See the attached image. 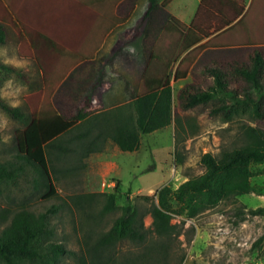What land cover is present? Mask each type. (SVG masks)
Returning a JSON list of instances; mask_svg holds the SVG:
<instances>
[{"label":"rangeland","instance_id":"rangeland-1","mask_svg":"<svg viewBox=\"0 0 264 264\" xmlns=\"http://www.w3.org/2000/svg\"><path fill=\"white\" fill-rule=\"evenodd\" d=\"M165 1L169 3L172 0ZM232 1H227L233 7L232 13L239 6L248 9L250 5L247 0H234L237 6ZM173 6L174 13L183 9L182 19L188 26L180 25L179 32L174 25H165L160 41L164 45L166 41H171V45H163L160 56L163 63L175 61L171 67L174 110L180 115L183 127H176L175 122H172L167 127L144 134L140 148L133 152L122 151L111 141H108L104 151L92 153L84 159H80L79 150L61 154L60 157H56L59 153L56 150L52 154V164L60 170L54 181L57 194L49 199H45V186L40 183L33 168L18 160L17 156L22 132L28 128L31 117L39 113L47 94H50L49 103L68 117H74L77 109H84L89 118L116 109L119 103L129 106L133 92L125 89V84L131 83V74L119 73L117 70L120 66L117 62L114 64L108 61L105 68L106 79L93 100L75 107L67 97L58 95L67 76L59 83L56 82L64 66V62H60L62 58L51 59L47 66H43L39 59L37 61V58L28 57L32 62L28 69L30 76L25 81L29 85V93L22 97L21 105L27 120L11 118L14 122L10 128L13 140L9 144L0 142V163L20 161L26 167L15 181L0 183V228L7 225L13 214L21 208L42 213L56 207V212L51 213L50 218L55 231L50 242L62 244L67 249V253L59 257L56 264H264V215L250 213L251 209L264 207V191L250 192L222 202L193 218L175 216L172 223L176 224L177 232L171 236L158 235L152 226L153 219L149 209L153 200L157 199V192L161 187L170 185L176 188L187 178L203 173L202 155L206 152L218 155L224 148L230 149L241 144L243 126L264 127V121H257L246 113L235 114L231 120L224 121L220 116H208L204 109L190 112L181 110L179 94L182 86L199 82L202 78L199 71L193 73L197 65L214 59L232 62L238 58H200L203 51L197 52L196 49L183 53L193 41L208 35L212 28L216 30L223 26L224 21L219 16L221 3H216L213 8L216 11L207 8L203 9L202 14L198 11V0H174ZM223 9L226 11L224 7ZM254 15L256 16L252 19ZM235 16L236 14H227L226 19ZM140 19L141 14L135 12L116 33V38L109 39L107 46L101 51L104 58H111L120 47H134L136 52L142 53L140 40L136 39L140 33L139 28H136L137 20ZM143 19L145 18H142L141 23ZM227 36L235 41L230 46L231 54H242L246 46L257 45L255 40H264V9L257 7L254 11L251 10L247 19L242 18L230 27ZM117 38L120 41L115 45ZM210 40L207 38L201 46L205 47ZM239 40L243 42H238ZM182 44L185 48L180 47ZM177 45L172 55L171 52ZM6 46L9 47V54L14 47L20 55L18 44L17 47L13 44ZM184 63H188V66L182 65ZM178 67L180 77L175 80ZM36 79L40 82L39 88L32 89ZM236 88L241 96L242 85ZM83 129L85 125L79 126L58 142H63L66 147L74 150L75 143L69 141ZM177 145L182 163L177 161ZM254 181L264 184V170L254 177ZM113 192L117 195L118 208L103 218H96V213L106 201V197L101 194ZM91 195L95 196L92 198ZM126 205L137 207L144 214L145 239L124 240L110 248L99 247L97 242L100 233L111 227L116 217L122 213L120 208Z\"/></svg>","mask_w":264,"mask_h":264},{"label":"trees","instance_id":"trees-1","mask_svg":"<svg viewBox=\"0 0 264 264\" xmlns=\"http://www.w3.org/2000/svg\"><path fill=\"white\" fill-rule=\"evenodd\" d=\"M137 2L138 0H122L117 5V14L127 16ZM148 2L145 19L150 17L153 10L164 8L167 4V1L161 3V0ZM169 19L167 25L185 26L170 14ZM18 42L16 32L8 24L0 22V45L13 44L17 47ZM183 46L185 48L183 44L180 47ZM177 47L178 45L174 47L172 55ZM36 49L41 65L47 66L54 59L50 58L49 48L46 46ZM131 55L120 49L109 59L104 58L100 52L90 60H84L76 54L60 60L64 62V66L56 82L59 83L67 76L58 95L67 97L75 107L93 100L106 79L105 68L109 60L114 64L117 62L120 66L124 65L123 71L112 65L119 73L137 74L139 90L131 95L129 106L122 104L116 109L89 118L84 109H77L74 117L66 116L49 103L50 94H47L39 113L31 117L28 128L22 132L17 153L18 160L32 167L40 183L45 186V199L57 194L54 181L60 170L52 164V154L56 150L59 152L56 157L79 150L80 159H84L92 153L104 151L108 141H111L120 150L133 152L140 148L142 135L167 127L172 122H175L176 127H183L180 115L174 110L171 67L175 61L163 63L156 51H151L144 58H131ZM131 64L135 68L133 72L129 70ZM200 64L193 69V73L199 71L201 80L187 83L180 90L179 106L183 112L204 109L208 116H220L224 121L231 120L235 114L246 113L257 121H264L263 50H255L246 59L238 58L232 62L214 59L201 66ZM182 65L187 67L188 63ZM179 70L178 67L175 71V80L180 77ZM12 73L23 81L30 76L28 69L18 72L11 66L0 63V82ZM240 84L241 96L236 88ZM39 85L40 82L36 79L32 89H38ZM0 110L6 111L12 119L27 120L22 106L12 109L4 100H0ZM81 125H85V129L77 132L69 141L75 143L74 150L66 147L63 142H58ZM240 138L241 144L230 149L224 148L218 155L212 152L203 154V173L187 178L176 188L164 185L158 190L157 199L153 200L149 209L153 219L152 226L158 235L171 236L177 232L176 224L172 223L175 216L193 218L222 202L250 192L264 191V184L254 181V177L264 170L260 168L264 166V127L245 125ZM176 149L177 161L182 163L178 145ZM26 164L20 161L0 163V183L15 181L25 171ZM101 195L106 197V201L96 213V218L99 219L118 208L116 193ZM120 209L122 213L116 217L111 227L100 233L97 242L99 247L110 248L124 240L145 239L144 214L132 205ZM56 210V207L42 213L27 208L17 210L11 221L0 228V264H56L59 257L67 253L62 244L50 242V238L55 236L50 218L51 213ZM250 213L264 215V207L251 209Z\"/></svg>","mask_w":264,"mask_h":264},{"label":"crops","instance_id":"crops-1","mask_svg":"<svg viewBox=\"0 0 264 264\" xmlns=\"http://www.w3.org/2000/svg\"><path fill=\"white\" fill-rule=\"evenodd\" d=\"M121 1L122 0H0V22L8 24L18 35L20 39V43H18L20 56L37 58V61L39 54L36 47L40 46L49 48L48 52L50 58L67 59L70 55L76 54L84 60L94 59L100 54L102 49L107 46L109 39L114 40L116 38V33L122 29L123 25L131 19L135 12L141 14V19L137 20L138 24L136 28H139L138 30H140V33L136 39L140 40L142 53H131V58L147 57L151 51H156V54H162L164 42L162 44L160 38L165 25L170 21L169 14L177 18V20L182 22L185 26H188L182 19L184 14L183 9H178L177 13H174V0L167 3L164 8L153 10L149 18L143 19V23H141V20L149 7L148 0H138L130 11L131 13L127 16H120L117 14V5ZM164 1L165 0H161V3ZM198 1V11H200L201 14L203 13V9H213L216 7V3H221V13L219 16L223 19L224 24L221 28H217L216 30L212 28L208 35L206 34L203 39L197 40L193 45L187 47L183 53L196 49L197 52L203 51V55L201 54L202 56L200 55V58H249V55L255 50L261 49L264 51V40L260 39L255 40L257 45L246 46V50L242 54H231L230 46L235 44V41L227 36L230 32V27L242 18L247 19V14L251 10L254 11L257 7L264 9V0H247L250 2L248 9L239 6L238 10L233 13V7L230 2H227L228 0ZM232 3L236 4L234 0ZM235 6H237V4ZM223 7L226 11H224ZM213 10L216 11V9ZM247 10H249L248 13ZM227 14H230V16L236 14V16L226 19ZM211 15L217 16L214 14ZM255 16L256 15H254L252 19H254ZM173 25L176 30L180 32L181 29H179V25ZM196 28L202 31L197 25ZM207 38L211 40L205 47H202L201 45ZM118 41H120L119 38H117L115 45ZM244 41L247 42V40ZM238 42L243 41L239 40ZM170 45L171 41H166L164 46ZM197 48L200 49L198 50ZM120 49H122V47H120L118 51ZM123 50L125 49L123 48ZM120 69H125L123 64H121ZM129 70L131 72L135 70L132 64ZM130 80L131 83L125 84V89H130L129 92H137L139 90L137 74H131Z\"/></svg>","mask_w":264,"mask_h":264},{"label":"clouds","instance_id":"clouds-1","mask_svg":"<svg viewBox=\"0 0 264 264\" xmlns=\"http://www.w3.org/2000/svg\"><path fill=\"white\" fill-rule=\"evenodd\" d=\"M125 51L135 53L134 47H127ZM0 63L5 66H11L18 72H25L31 67V60L28 57H22L18 54L16 48L11 49L9 54V47L0 45ZM111 75L112 73L109 72ZM2 75V74H0ZM29 93V85L27 82L17 78L15 73L8 75L0 82V100H4L8 107L16 109L23 104L22 97ZM14 122L11 120L10 114L6 111L0 110V142L9 144L13 140V134L10 128Z\"/></svg>","mask_w":264,"mask_h":264}]
</instances>
